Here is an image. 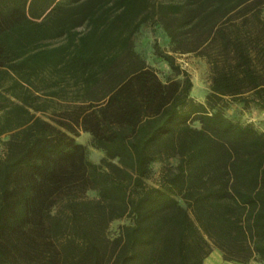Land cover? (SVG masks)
Listing matches in <instances>:
<instances>
[{
	"label": "trees",
	"instance_id": "1",
	"mask_svg": "<svg viewBox=\"0 0 264 264\" xmlns=\"http://www.w3.org/2000/svg\"><path fill=\"white\" fill-rule=\"evenodd\" d=\"M263 5L0 0V264H264V132L225 113L264 109ZM146 23L206 61L204 102L138 51Z\"/></svg>",
	"mask_w": 264,
	"mask_h": 264
},
{
	"label": "rangeland",
	"instance_id": "2",
	"mask_svg": "<svg viewBox=\"0 0 264 264\" xmlns=\"http://www.w3.org/2000/svg\"><path fill=\"white\" fill-rule=\"evenodd\" d=\"M262 15L264 16V5L261 9ZM154 41H157L160 49L164 52L172 54L175 63L181 70L188 72L191 82V96L198 102H204L205 96L209 91V66L204 59L193 53L178 54L171 51V47L164 37L163 32L156 27L154 24L146 23L135 35L136 48L146 58L149 65L156 71L157 75L162 81H165L168 77L173 76V72L169 66L156 58L152 51V45ZM225 113L232 119L240 122L252 123L258 130L264 132V109H258L256 107H249L244 109L241 104L230 103ZM6 139L5 135L0 137V150L2 147V141ZM76 141L83 144L86 147L88 158L94 163H99L103 158V153L100 150L94 149L90 146V137L87 133L79 131V136L76 137ZM174 159H158L151 166V176L147 179L148 184H156L160 168L163 165L171 164ZM89 197L96 196V193L92 190L87 191ZM126 223L125 219L116 220L111 223L109 231L114 234L118 226ZM204 264H237L234 262H227L223 259L222 254L213 246L209 255L205 258ZM247 264H260L255 261H251Z\"/></svg>",
	"mask_w": 264,
	"mask_h": 264
}]
</instances>
